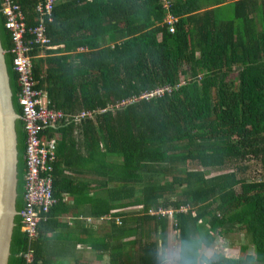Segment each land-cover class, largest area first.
Instances as JSON below:
<instances>
[{
  "label": "trees",
  "instance_id": "trees-1",
  "mask_svg": "<svg viewBox=\"0 0 264 264\" xmlns=\"http://www.w3.org/2000/svg\"><path fill=\"white\" fill-rule=\"evenodd\" d=\"M14 1L26 27L36 25L38 0ZM252 1H234L232 12L220 15L226 0H171L169 8L161 0H65L44 20L48 43L32 45L36 86L63 114L41 135L54 139L82 127L94 183L104 192L93 214L119 217L120 225L113 222L120 229L130 226L131 264H163L168 229L177 241L175 264H264V9L251 8ZM2 8L0 0V35L19 115L20 211L25 134ZM169 13L177 17L173 32L164 20ZM165 85L171 91L139 98ZM105 107L94 119L69 117ZM56 150L55 140V159ZM250 161L260 165L257 176L244 175ZM58 184L54 161L56 202ZM167 207L174 208L172 218L149 213ZM231 229L249 239L239 246L241 256L213 249ZM25 245L19 215L10 264H23ZM115 253L122 255L121 242Z\"/></svg>",
  "mask_w": 264,
  "mask_h": 264
},
{
  "label": "crops",
  "instance_id": "crops-1",
  "mask_svg": "<svg viewBox=\"0 0 264 264\" xmlns=\"http://www.w3.org/2000/svg\"><path fill=\"white\" fill-rule=\"evenodd\" d=\"M234 1L238 0H226L224 4H220L218 14L232 12V7L229 5ZM252 4L255 6L251 8L264 9V0H254L250 3ZM243 6L237 8L240 10ZM82 131H84L82 127L77 124L74 130L64 132L63 135L60 131L54 136L57 146L55 175L56 181L59 182L55 192L58 200L53 203V206L55 205L53 215L39 225L35 241V262L36 264H114V259L118 257L117 264L120 262L131 264L129 262L132 251L130 226L120 229L114 223L120 225L119 222L96 217L93 214L98 208L99 194L104 192L94 183L96 174H93L92 165L89 163L91 150L85 144L88 140ZM129 209L131 207L119 210ZM146 227L145 224L139 226V229ZM170 231L172 230L168 229V238ZM117 242H121V256L115 253Z\"/></svg>",
  "mask_w": 264,
  "mask_h": 264
},
{
  "label": "built area",
  "instance_id": "built-area-1",
  "mask_svg": "<svg viewBox=\"0 0 264 264\" xmlns=\"http://www.w3.org/2000/svg\"><path fill=\"white\" fill-rule=\"evenodd\" d=\"M65 0H38L37 12L39 21L33 27H26L24 14L14 0H2V13L5 16V27L10 32L12 41L11 53L13 69L17 73V83L19 91L17 99L22 108L21 119L25 134V165L24 174V204L19 211L21 216V231L26 236V245L22 253L23 264H35V249L33 242L38 236V226L40 222L46 221L50 207L55 201L52 194L53 170L55 161V140L46 139L41 135V131L47 126H53L63 115L61 111L49 106V99L45 90L39 89L33 74L32 45H45L49 39L45 35L44 20H50V13L55 4ZM165 8H169L171 0H161ZM169 25V31H174V23L177 17L169 13L164 19ZM26 33H30L32 38H26ZM165 91H171L168 85L158 87L152 91L145 92L139 96L149 98L160 96ZM125 101L117 103L122 105ZM81 110L69 115L73 120L80 121L85 118L94 117L95 113L103 112L107 109ZM111 108V106L109 107ZM180 207V210H185ZM150 214H160L172 218L174 208H159L149 210ZM102 218L110 219V215ZM115 220L120 222L119 217Z\"/></svg>",
  "mask_w": 264,
  "mask_h": 264
},
{
  "label": "water",
  "instance_id": "water-1",
  "mask_svg": "<svg viewBox=\"0 0 264 264\" xmlns=\"http://www.w3.org/2000/svg\"><path fill=\"white\" fill-rule=\"evenodd\" d=\"M18 117L0 35V264H10L19 217Z\"/></svg>",
  "mask_w": 264,
  "mask_h": 264
},
{
  "label": "rangeland",
  "instance_id": "rangeland-1",
  "mask_svg": "<svg viewBox=\"0 0 264 264\" xmlns=\"http://www.w3.org/2000/svg\"><path fill=\"white\" fill-rule=\"evenodd\" d=\"M221 14H222V12L220 13V15ZM91 119H94V117H92ZM176 165L179 168L177 170H180L181 165L180 164H176ZM187 167H189V164H187ZM191 167L192 168H198V166H196V165H192ZM224 171H226V170H221V171L210 170L208 173L210 175H214V174H217L219 172H224ZM260 173H261L260 165L256 162L250 161L249 162V168L244 173V175L252 177V176H257ZM20 223H21V216H20ZM226 232L228 233L227 236L224 235V236H221V237L219 236L216 238L213 249L215 251L224 252V253L232 255V256L240 255L239 254L240 251L238 248L244 241L249 243L248 237H246L243 232H239L237 229L226 230ZM171 233H172V231H170V238L173 237ZM170 238H168L167 245L165 246V253H166L165 259L166 260L163 262V264H175V262H176L175 261V259H176L175 252L177 250V241L175 242V239H176L175 237H173L171 239ZM246 246L248 247L247 252L252 253V251H253L252 246H249L247 244H246Z\"/></svg>",
  "mask_w": 264,
  "mask_h": 264
}]
</instances>
